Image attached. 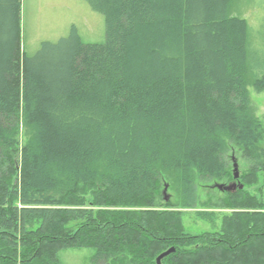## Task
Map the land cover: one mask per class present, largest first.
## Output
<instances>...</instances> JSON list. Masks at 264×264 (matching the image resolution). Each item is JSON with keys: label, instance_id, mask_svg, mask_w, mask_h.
Returning <instances> with one entry per match:
<instances>
[{"label": "trees", "instance_id": "1", "mask_svg": "<svg viewBox=\"0 0 264 264\" xmlns=\"http://www.w3.org/2000/svg\"><path fill=\"white\" fill-rule=\"evenodd\" d=\"M87 1L103 42L73 26L30 55L22 0H0V264H63L77 247L95 249L92 264H158L170 247L162 264H264V203L249 190L264 172L249 85L264 74L234 0ZM236 151L249 168L222 204L230 226L217 241L182 232L179 205L195 204L198 180L231 179Z\"/></svg>", "mask_w": 264, "mask_h": 264}, {"label": "rangeland", "instance_id": "2", "mask_svg": "<svg viewBox=\"0 0 264 264\" xmlns=\"http://www.w3.org/2000/svg\"><path fill=\"white\" fill-rule=\"evenodd\" d=\"M230 8L233 15L245 18L249 25L251 74L253 76L264 74V0H234ZM73 26H76L85 42L101 43L105 40V15L93 9L87 0H22V43L28 54H34L42 41L56 42L60 38L68 36ZM249 92L252 108L264 125V89L257 91L253 85H249ZM20 142L21 144L25 142L22 135ZM230 156L231 179L220 181L200 179L197 182L195 204L193 206L179 205L178 209L185 212L181 231L187 235H201L199 238L202 239L207 236V238L217 241L221 238L219 234L223 227L230 226V219L228 222L227 218L234 210L222 206L230 191L220 190L214 187V184L225 183L228 185L238 181L244 187L241 175L249 168V162L242 152H232ZM233 156L238 161L240 173L238 180H234ZM168 185L167 192L171 195L170 199L174 203H181L180 194L176 191L175 186ZM249 190L257 193L264 203V172L258 175ZM203 212L209 213V216H213L215 219L211 220ZM200 214L207 218H203V215ZM226 216L228 217L224 220ZM168 235L173 237L178 234L168 233ZM94 253V248L77 247L63 249L59 255L63 264H92ZM171 264L174 263L171 262Z\"/></svg>", "mask_w": 264, "mask_h": 264}, {"label": "water", "instance_id": "3", "mask_svg": "<svg viewBox=\"0 0 264 264\" xmlns=\"http://www.w3.org/2000/svg\"><path fill=\"white\" fill-rule=\"evenodd\" d=\"M233 160V175H234V180H238L240 173H239V166H238V161L236 159L235 156L232 157ZM168 184L166 183L164 186V190H163V195H164V199L167 201L170 199V194L167 192L168 190ZM214 187L223 190V191H235L237 188H243V184L239 183L238 181H234L231 184H225V183H215ZM175 251V247H170L169 249H167L166 251L162 252L158 257H157V263L158 264H162L161 260L169 255L171 252Z\"/></svg>", "mask_w": 264, "mask_h": 264}]
</instances>
